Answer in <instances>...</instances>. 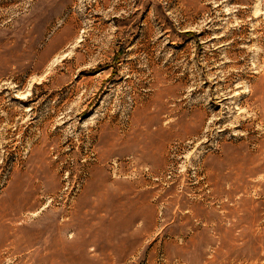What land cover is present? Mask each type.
<instances>
[{"label": "rangeland", "instance_id": "374dc122", "mask_svg": "<svg viewBox=\"0 0 264 264\" xmlns=\"http://www.w3.org/2000/svg\"><path fill=\"white\" fill-rule=\"evenodd\" d=\"M0 264H264V0H0Z\"/></svg>", "mask_w": 264, "mask_h": 264}]
</instances>
